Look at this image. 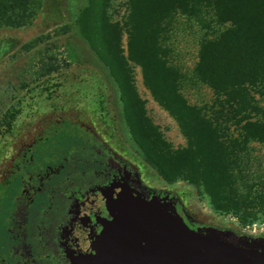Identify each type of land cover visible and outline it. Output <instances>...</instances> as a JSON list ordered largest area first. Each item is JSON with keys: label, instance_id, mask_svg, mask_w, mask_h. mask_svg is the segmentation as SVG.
Here are the masks:
<instances>
[{"label": "rangeland", "instance_id": "rangeland-1", "mask_svg": "<svg viewBox=\"0 0 264 264\" xmlns=\"http://www.w3.org/2000/svg\"><path fill=\"white\" fill-rule=\"evenodd\" d=\"M86 5L87 0H40L36 15L25 24L0 23V151L14 133L34 120L51 113H56V118H76L84 111L81 118L87 120L100 109L111 140L141 161L143 180L153 189L179 198L197 225L241 233L242 227L248 226L255 230L252 235L264 234V210H252L254 215L241 224L213 207L201 183L189 184L174 176L180 159L174 152L186 148L190 141L181 128L178 106L167 102V93L153 84L152 89L147 86L140 65L128 61L127 71L117 76L99 59L76 25ZM106 13L120 31L121 56L127 57L132 31L129 0H109ZM206 31L195 20L178 15L161 44L168 51V64L179 72V76H169L177 83L179 99L210 115L214 95L193 77L199 42ZM216 31L208 30V35ZM50 56L59 68L45 74L43 68ZM250 95L254 100L247 117L264 129V91L254 89ZM244 123L238 122V117L220 119L218 141L226 152L242 151L251 158V164L247 160L237 169L242 175L255 170L264 173V143L250 142L243 133ZM259 191L264 194V189Z\"/></svg>", "mask_w": 264, "mask_h": 264}, {"label": "trees", "instance_id": "trees-1", "mask_svg": "<svg viewBox=\"0 0 264 264\" xmlns=\"http://www.w3.org/2000/svg\"><path fill=\"white\" fill-rule=\"evenodd\" d=\"M108 2L87 0L76 25L114 75H123L128 61L138 64L147 86L152 89L153 84L167 93V102L178 106L181 128L190 141L186 148L174 152L180 158L174 176L189 184L201 183L213 207L234 216L241 224L254 215L252 210L262 212L264 194L259 190L264 189V173L255 170L242 175L237 170L247 160L251 164V158L242 151L226 152L218 141L217 124L222 118L238 117V122H245L243 133L249 141L264 143L262 125L247 117L254 100L251 90L264 91V0H129L132 31L124 58L119 49L120 31L106 13ZM39 3L40 0H0V23L25 24L36 15ZM178 15L195 20L207 30L199 42L193 77L214 95L210 115L182 103L177 83L169 78L170 74L179 76V72L168 64V51L161 39ZM213 28L219 31L209 36L208 30ZM52 60L55 58L50 56L43 68L45 74L59 68ZM196 160L202 162L201 166ZM220 165L226 168L220 169ZM160 174L166 176L164 171Z\"/></svg>", "mask_w": 264, "mask_h": 264}, {"label": "flooded vegetation", "instance_id": "flooded-vegetation-1", "mask_svg": "<svg viewBox=\"0 0 264 264\" xmlns=\"http://www.w3.org/2000/svg\"><path fill=\"white\" fill-rule=\"evenodd\" d=\"M80 114L34 120L0 151V264H77L72 253L84 239L79 218L92 212L103 188L123 178L149 195L172 198L184 223L199 226L179 198L143 180L139 158L111 140L103 110L87 120Z\"/></svg>", "mask_w": 264, "mask_h": 264}, {"label": "water", "instance_id": "water-1", "mask_svg": "<svg viewBox=\"0 0 264 264\" xmlns=\"http://www.w3.org/2000/svg\"><path fill=\"white\" fill-rule=\"evenodd\" d=\"M168 196L142 192L124 178L111 182L81 216L77 264H264V234L188 227Z\"/></svg>", "mask_w": 264, "mask_h": 264}, {"label": "built area", "instance_id": "built-area-1", "mask_svg": "<svg viewBox=\"0 0 264 264\" xmlns=\"http://www.w3.org/2000/svg\"><path fill=\"white\" fill-rule=\"evenodd\" d=\"M242 233L252 235L255 233L254 229H250L248 226L242 227Z\"/></svg>", "mask_w": 264, "mask_h": 264}]
</instances>
